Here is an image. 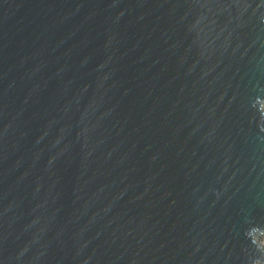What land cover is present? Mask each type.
<instances>
[{
  "label": "water",
  "instance_id": "1",
  "mask_svg": "<svg viewBox=\"0 0 264 264\" xmlns=\"http://www.w3.org/2000/svg\"><path fill=\"white\" fill-rule=\"evenodd\" d=\"M0 264H264V0H0Z\"/></svg>",
  "mask_w": 264,
  "mask_h": 264
}]
</instances>
